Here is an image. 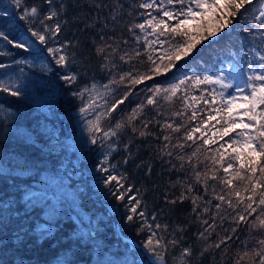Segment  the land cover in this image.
I'll return each mask as SVG.
<instances>
[{"label": "trees", "instance_id": "1", "mask_svg": "<svg viewBox=\"0 0 264 264\" xmlns=\"http://www.w3.org/2000/svg\"><path fill=\"white\" fill-rule=\"evenodd\" d=\"M37 2L39 0H26L28 5ZM64 2L68 7L67 15L62 18L68 23L59 41L73 42L66 48L70 62L67 69L56 65L46 51L42 54L31 49L26 52L0 39V53H3L0 63L6 65L0 68V81L13 91L21 92L20 96H12L0 90V264H141L140 256L148 262L141 250L121 238L114 228L115 223L121 234L144 246L150 235L148 225H153L151 231L169 240L174 238L172 227L187 225L186 233L180 234L184 237V246L195 245L198 249L194 234L203 229L194 222L196 216L191 212V203L171 205L164 199L179 194V188H171L169 180H176L178 175L182 178L183 174L169 172V165L157 158L155 138H140L130 129H124L117 137L108 138L95 132L97 143H91L93 133L88 131V121L94 120L95 113H81L79 109L87 101L88 94L85 93L82 102L73 93L86 86L90 88L93 83L106 84L111 76L100 68L102 61L95 55L91 43L92 39H98L95 30H84L82 18L90 11L86 0ZM122 2L125 3L124 17L116 25L115 32L129 38V47H136L126 26L141 22L143 18L138 13L144 10L135 9L128 15V5L138 0ZM4 11L11 14L0 15V31L12 40L29 36L25 22L19 20V10L8 0H0V13ZM251 15L258 13L241 17L242 22L226 30L219 39L199 46L193 57L181 62L172 73L138 86L136 94L111 119L102 120V128L107 130L137 103L143 102L145 95L150 94L147 88L153 83L167 86L185 75L224 72L226 82L234 84L227 92L234 93L236 85L243 87L247 64L251 62L255 68L260 62L252 49L264 54V38L241 31L243 26H250ZM111 28L109 24L105 32L111 34ZM136 32L141 34L139 29ZM49 46L55 43L50 42ZM135 63L140 71L146 70V65ZM70 72L77 73L73 84L61 78ZM111 87L116 89V99L126 90L123 86ZM203 87L221 90L219 85ZM99 91L105 90L99 87ZM195 94L199 95V90ZM106 98L110 102L113 100L112 95ZM98 103L103 105V100ZM161 103L165 112L181 107L179 99L174 105ZM96 111H103V108ZM126 158L128 163L124 162ZM147 165L152 166L151 174H148ZM109 173L127 177L121 183L131 191L124 200L116 198L118 186L105 185ZM129 196L141 201L137 213L131 212L133 202ZM103 204L113 210L112 216ZM140 212L145 216L141 217ZM129 215L133 216L132 221L127 219ZM155 223L168 224L170 228L163 233L155 229ZM231 227L232 224L225 221L217 231L223 235L224 229ZM245 235L242 227L241 239ZM216 239L214 234L209 242ZM236 250L234 244L232 252ZM169 253L168 264H177L172 257H178L179 251L169 249ZM192 259L194 264L219 262V256L212 253L203 259L194 255Z\"/></svg>", "mask_w": 264, "mask_h": 264}, {"label": "snow or ice", "instance_id": "2", "mask_svg": "<svg viewBox=\"0 0 264 264\" xmlns=\"http://www.w3.org/2000/svg\"><path fill=\"white\" fill-rule=\"evenodd\" d=\"M8 2L19 10V20L25 22L29 36L12 40L0 31V39L26 52L46 51L56 65L67 69L70 62L66 48L73 42L59 41L68 23L62 18L67 15L68 7L64 0H39L31 5L26 0ZM86 3L90 11L82 18L84 30H95L98 39L91 41L95 55L102 61L100 68L111 76L106 84L93 83L90 88L86 86L73 93L82 102L87 93L88 99L79 111L95 113L94 120L88 121V131L93 133L91 143H97L95 132L108 138L117 137L124 129H130L140 138H155L157 158L169 165V172L183 174L182 178L178 175L176 180H169L171 188H179V194L172 199L165 196V201L171 205L190 202L191 212L196 216L194 222L203 229L194 234L197 249L195 245L184 246V237L180 234L186 233L187 225L172 227L174 238L170 240L151 231L153 225H148L150 235L145 248L156 264H168L169 249L179 251L178 257H172L177 264H194V255L203 259L209 253L219 256L218 264H264V54L252 49L260 62L255 68L251 62L247 64V79L242 81L243 87L235 86L234 93L227 92L234 84L226 82L224 72L185 75L167 86L153 83L147 88L150 94L145 95L143 102L137 103L107 130L101 126L103 119H111L136 94L138 86L178 69L181 62L193 57L199 46L219 39L226 30L241 23V17L258 13L251 15L250 26H243L241 31L264 38V0H138L128 5V15L132 10L143 9L138 13L143 19L126 26L136 47H129V38L115 32L124 17L122 0H86ZM109 24L111 34L105 32ZM50 42L55 46H49ZM37 44L42 47L36 48ZM135 62L146 65V70L140 71ZM5 67L0 63V68ZM61 78L73 84L77 73L70 72ZM112 85L126 89L118 99L114 97L116 89ZM205 85H219L221 90ZM99 87L105 91L101 93ZM0 90L12 96L21 95L3 81H0ZM196 90L199 95L195 94ZM109 95L113 96L111 102L106 98ZM177 99L181 104L179 109L162 111L161 101L174 105ZM98 100H103V105ZM101 107L103 111H96ZM124 162L128 163V158ZM147 170L151 174L152 166L147 165ZM126 178L109 173L104 181L105 185L114 183L119 187L116 194L119 200H124L131 191L121 183ZM128 198L133 202L131 212L137 213L141 201ZM139 215L143 217L145 213ZM206 215L208 219L203 218ZM127 219L132 221L133 216ZM225 221L232 227L225 228L221 235L217 228ZM154 227L167 233L170 225L155 223ZM242 227L246 231L243 239ZM214 234L217 239L209 242ZM234 244L237 250L232 252Z\"/></svg>", "mask_w": 264, "mask_h": 264}, {"label": "water", "instance_id": "3", "mask_svg": "<svg viewBox=\"0 0 264 264\" xmlns=\"http://www.w3.org/2000/svg\"><path fill=\"white\" fill-rule=\"evenodd\" d=\"M108 215H110V213H108ZM114 228H115L116 232L121 236V238H123L126 241H129L131 244H133L135 247H137L139 250H141V252L148 258L149 261L156 264V261H155L153 255L150 252H148V250L145 248V246L141 242H139L138 240H136L134 238H130V237H127V236L121 234L119 232V228H118L117 223L114 224Z\"/></svg>", "mask_w": 264, "mask_h": 264}, {"label": "rangeland", "instance_id": "4", "mask_svg": "<svg viewBox=\"0 0 264 264\" xmlns=\"http://www.w3.org/2000/svg\"><path fill=\"white\" fill-rule=\"evenodd\" d=\"M231 29H232V28H231ZM231 29H230V30H231ZM236 79L239 80V77L236 76ZM246 79H247V77H244V80H246ZM239 81H240V80H239ZM103 205L107 208L108 213H110V216H112V214H113V210H112L111 208H109L108 206H106L105 204H103ZM118 228H119V227H118ZM139 258L141 259V260H140V263H141V264H153L151 261H150V263H148L149 260H148V262H145L144 259L142 258V256H140ZM147 259H148V258H147Z\"/></svg>", "mask_w": 264, "mask_h": 264}]
</instances>
